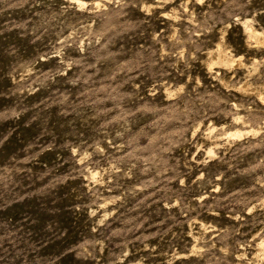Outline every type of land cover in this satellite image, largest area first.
Wrapping results in <instances>:
<instances>
[{"label":"rangeland","instance_id":"1","mask_svg":"<svg viewBox=\"0 0 264 264\" xmlns=\"http://www.w3.org/2000/svg\"><path fill=\"white\" fill-rule=\"evenodd\" d=\"M0 264H264V0H0Z\"/></svg>","mask_w":264,"mask_h":264}]
</instances>
